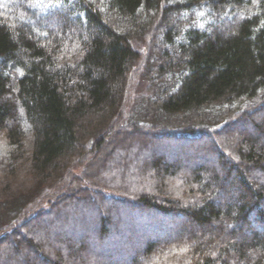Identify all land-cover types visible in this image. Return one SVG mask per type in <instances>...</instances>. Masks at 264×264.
<instances>
[{"label":"trees","instance_id":"obj_1","mask_svg":"<svg viewBox=\"0 0 264 264\" xmlns=\"http://www.w3.org/2000/svg\"><path fill=\"white\" fill-rule=\"evenodd\" d=\"M0 264H264V0H0Z\"/></svg>","mask_w":264,"mask_h":264},{"label":"rangeland","instance_id":"obj_2","mask_svg":"<svg viewBox=\"0 0 264 264\" xmlns=\"http://www.w3.org/2000/svg\"><path fill=\"white\" fill-rule=\"evenodd\" d=\"M108 167H109V170H111V166L109 165Z\"/></svg>","mask_w":264,"mask_h":264}]
</instances>
